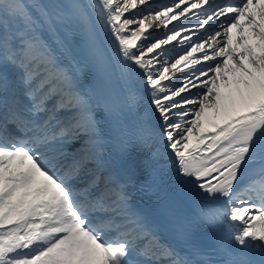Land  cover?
Returning a JSON list of instances; mask_svg holds the SVG:
<instances>
[{
    "label": "snow or ice",
    "instance_id": "1",
    "mask_svg": "<svg viewBox=\"0 0 264 264\" xmlns=\"http://www.w3.org/2000/svg\"><path fill=\"white\" fill-rule=\"evenodd\" d=\"M0 264H264V0H0Z\"/></svg>",
    "mask_w": 264,
    "mask_h": 264
},
{
    "label": "bare ground",
    "instance_id": "2",
    "mask_svg": "<svg viewBox=\"0 0 264 264\" xmlns=\"http://www.w3.org/2000/svg\"><path fill=\"white\" fill-rule=\"evenodd\" d=\"M173 23H176L175 21L173 22ZM194 91H196V89L195 88H192Z\"/></svg>",
    "mask_w": 264,
    "mask_h": 264
}]
</instances>
